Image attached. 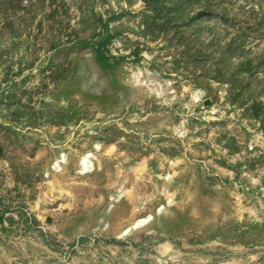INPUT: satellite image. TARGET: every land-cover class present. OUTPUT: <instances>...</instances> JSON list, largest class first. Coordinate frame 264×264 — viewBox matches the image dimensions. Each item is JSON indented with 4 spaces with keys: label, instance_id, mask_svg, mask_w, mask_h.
<instances>
[{
    "label": "rangeland",
    "instance_id": "obj_1",
    "mask_svg": "<svg viewBox=\"0 0 264 264\" xmlns=\"http://www.w3.org/2000/svg\"><path fill=\"white\" fill-rule=\"evenodd\" d=\"M0 264H264V0H0Z\"/></svg>",
    "mask_w": 264,
    "mask_h": 264
},
{
    "label": "bare ground",
    "instance_id": "obj_2",
    "mask_svg": "<svg viewBox=\"0 0 264 264\" xmlns=\"http://www.w3.org/2000/svg\"><path fill=\"white\" fill-rule=\"evenodd\" d=\"M199 93H200V91H197V92H193V93H192V94L194 95V99H197ZM88 159H89V157H84V158H82V160H81V166H82V167L86 168L87 165L90 164V162H89ZM145 171H146V165H145V164H142L141 167H140V168L138 169V171H137V175L140 176V175H142V173H144ZM129 193H130V195L132 196V191H130ZM131 196H130V198H131ZM146 221H147V220H139V221H136V222L133 224L132 227H130V228H129V227H126L125 229H123V231H122V233H121V234H122L121 236L128 235V234L132 231V229L141 226V224L145 223ZM120 226H121V225H120ZM120 226H119V228H120Z\"/></svg>",
    "mask_w": 264,
    "mask_h": 264
}]
</instances>
